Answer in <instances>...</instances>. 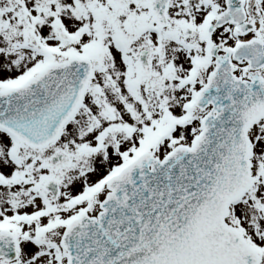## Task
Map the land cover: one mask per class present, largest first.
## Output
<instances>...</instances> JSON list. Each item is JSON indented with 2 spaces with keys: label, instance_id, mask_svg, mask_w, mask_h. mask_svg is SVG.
Instances as JSON below:
<instances>
[{
  "label": "snow or ice",
  "instance_id": "1",
  "mask_svg": "<svg viewBox=\"0 0 264 264\" xmlns=\"http://www.w3.org/2000/svg\"><path fill=\"white\" fill-rule=\"evenodd\" d=\"M0 264H264V0H0Z\"/></svg>",
  "mask_w": 264,
  "mask_h": 264
}]
</instances>
